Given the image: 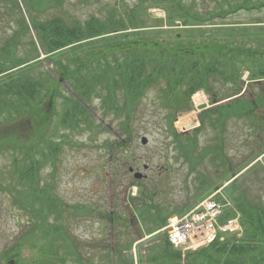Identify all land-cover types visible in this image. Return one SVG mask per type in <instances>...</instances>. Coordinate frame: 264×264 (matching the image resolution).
Here are the masks:
<instances>
[{
  "label": "trees",
  "instance_id": "1",
  "mask_svg": "<svg viewBox=\"0 0 264 264\" xmlns=\"http://www.w3.org/2000/svg\"><path fill=\"white\" fill-rule=\"evenodd\" d=\"M76 1L91 5L101 0ZM213 1L216 7L202 13L185 0H135L131 7L126 0H114L115 5H107L103 14L80 20L66 8L68 0H0V28L9 30L0 34V157L10 159L6 170L12 182L4 191L13 194L18 184L23 186L26 194H19L20 208L32 220L31 230L19 237L17 255L12 256L16 263H28L18 256L25 244L40 251L41 257L30 264H66L67 260L81 259L66 221L95 211L85 205L70 211V206L50 194L49 183L40 185L39 175L43 168L54 165L67 134L106 130L90 113L96 100L105 114H126L121 124L126 136L106 146L110 159L129 144L137 107L156 89L159 105L169 111L164 120L169 135L189 173L198 172L206 158L212 164L219 158V164L225 165L223 139L228 119L245 117L254 122V111L264 107L261 93L245 99L239 84L244 71L249 72L248 84L264 80L261 37L251 33L252 27L264 24L242 26L216 20L223 22L238 12L263 8L264 2L204 3ZM149 8L162 10L166 20L152 19ZM174 29L184 36L171 35ZM44 63L52 64L54 71L44 70ZM200 90L210 98L211 109L199 117L200 126L192 138L176 133L171 127L174 117L191 109L190 97ZM58 101L63 105L59 115L55 112ZM49 111L58 121L52 122ZM204 127L216 133L212 145L198 151L196 134ZM208 181L201 183L203 189ZM210 192L197 193L193 203L179 214L192 209ZM139 196L148 197L143 188ZM233 204L243 228L240 238L228 237L224 243L217 238L182 258L162 233L160 255L146 258L148 264H264V207L241 194ZM142 207L138 212L141 220L152 225L146 231L150 236L163 228L169 214L155 218L154 213L161 209L146 203ZM232 216L227 211L219 222ZM102 220L111 227L119 222L112 210L102 215ZM131 246L130 242L122 251L112 246L105 258L137 264L132 255L121 258Z\"/></svg>",
  "mask_w": 264,
  "mask_h": 264
},
{
  "label": "rangeland",
  "instance_id": "2",
  "mask_svg": "<svg viewBox=\"0 0 264 264\" xmlns=\"http://www.w3.org/2000/svg\"><path fill=\"white\" fill-rule=\"evenodd\" d=\"M134 1L126 0L130 7L135 3ZM255 1L264 2V0H251V2ZM185 2L187 5H193L194 9L202 13L205 10H211L213 6L216 7L214 1L210 4L204 3V0H185ZM217 2L219 1L216 0ZM107 5L114 6V0H101L91 5H82L76 0H68L66 8L74 17L81 20L91 15L103 14ZM148 14L154 20H166L164 12L157 8H149ZM259 22L264 24V7L249 12H238L223 22L216 20V23H240L242 26ZM150 23L152 22L148 21V24ZM252 28L251 33H256L258 37H261L260 41L264 48V27ZM161 29L166 31L165 27ZM177 30H172L171 35L182 34V31ZM5 31L9 30L6 26H2L0 34H6ZM253 45L256 46L255 43ZM44 70L49 73L54 71L50 63H44ZM239 84L242 87L241 94L245 99H252L259 93L264 97V91L262 92L264 80L248 84L241 76ZM63 91L67 93L65 89ZM157 95L156 89L151 90L141 105H138L137 110L139 111L134 118L132 125V130H134L130 142L121 150L114 152L113 159H110L106 146L115 141H122L126 136L123 125H121L126 114L118 117L111 112L105 114L96 100L93 105H90L89 110L95 122L102 123L106 130L97 133L67 134V143H64L61 154L55 160L54 165L42 169L39 183L40 185L49 183L51 185L50 194L59 203L70 206V211H73V207L77 205H85L95 211L66 221V228L81 259L78 262L67 260V263L66 261L64 263L120 264V260L115 257L107 259L105 254L112 246L121 251L127 249L130 242L132 243L131 249L126 250L124 252L126 254L121 256L124 260L132 255L135 263L148 264L146 258L160 255L162 239L160 235L163 232L159 230L153 235L146 236L147 228L152 225L141 220L138 210L143 209V203L161 209L154 213L155 218H164L167 214L169 218L173 215H180L179 213L186 206L193 203V198L197 193L210 190L211 193L219 191L217 194L219 197L223 194L228 198V207L232 206L240 194L264 207V107L254 111V122L245 117L228 119L223 139L224 166L219 164V158H216L214 164L206 158L198 172L190 174L188 165L181 160L178 150L174 147L168 132V125L164 121L169 111L159 105ZM209 102L210 98L206 95L203 104L199 106V113L193 114L198 117V120L204 110L211 109ZM206 105L208 108L205 109ZM62 106L58 101L55 108L58 115L62 112ZM185 113L189 114L190 110L177 113L174 118ZM49 115L53 123L58 121L57 115H52L50 111ZM195 127L192 126L190 131L188 129L184 135L192 138L195 135ZM215 133L216 131L210 128H202L201 132L196 134V150L200 151L206 145H212ZM142 138L145 140L144 144L141 143ZM119 147L121 146L118 145ZM9 160L7 156L0 157V264H10V262L18 264L16 257L12 256L17 255L15 254L16 247L21 241L19 237L24 236V233L32 228V220L20 208L21 195L19 194L21 192L26 194L23 186L18 184V190L13 194L4 191L12 184L8 175L10 171L6 170ZM254 161H257V166L241 175L246 171L245 168ZM129 169H132L134 174L139 173L141 178L134 179L128 172ZM207 180H209L208 184L203 189L201 183ZM142 188L147 198L139 196V190ZM129 196L137 199L131 200ZM221 199L224 200V198ZM229 200L231 203L228 202ZM111 210L119 219L117 225L113 227L102 220V215ZM130 222L131 225H129ZM217 226H221L218 221ZM229 236L232 237L233 234ZM29 246L25 244L18 254L22 260L28 262L27 264L41 257L38 248L33 250Z\"/></svg>",
  "mask_w": 264,
  "mask_h": 264
},
{
  "label": "built area",
  "instance_id": "3",
  "mask_svg": "<svg viewBox=\"0 0 264 264\" xmlns=\"http://www.w3.org/2000/svg\"><path fill=\"white\" fill-rule=\"evenodd\" d=\"M205 97L196 93L193 98L195 108L203 104ZM192 121L185 117L175 122L176 128L187 129L192 126ZM216 194V193H215ZM215 194L205 199L191 212L182 217H171L164 227L169 243L182 252L194 251L204 247L220 236V241L225 240V235L240 231L238 218L231 219L223 226H217V220L229 204L224 198L223 202L214 199Z\"/></svg>",
  "mask_w": 264,
  "mask_h": 264
},
{
  "label": "water",
  "instance_id": "4",
  "mask_svg": "<svg viewBox=\"0 0 264 264\" xmlns=\"http://www.w3.org/2000/svg\"><path fill=\"white\" fill-rule=\"evenodd\" d=\"M141 143H142V144L145 143L144 138L141 139ZM129 171L132 172V169H129ZM133 176H134L135 179H139V178H141V175H140L139 173H135ZM10 264H12V262H10Z\"/></svg>",
  "mask_w": 264,
  "mask_h": 264
}]
</instances>
